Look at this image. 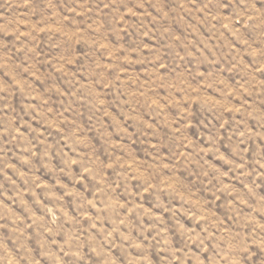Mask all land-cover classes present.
<instances>
[{"label": "rangeland", "instance_id": "obj_1", "mask_svg": "<svg viewBox=\"0 0 264 264\" xmlns=\"http://www.w3.org/2000/svg\"><path fill=\"white\" fill-rule=\"evenodd\" d=\"M0 264H264V0H0Z\"/></svg>", "mask_w": 264, "mask_h": 264}]
</instances>
